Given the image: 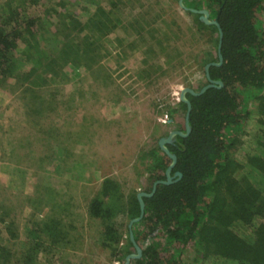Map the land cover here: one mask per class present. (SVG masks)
<instances>
[{
	"label": "rangeland",
	"instance_id": "374dc122",
	"mask_svg": "<svg viewBox=\"0 0 264 264\" xmlns=\"http://www.w3.org/2000/svg\"><path fill=\"white\" fill-rule=\"evenodd\" d=\"M197 2L204 0H181L186 8ZM195 14L178 0H0V25L18 24L14 65L0 74L5 264H16L32 241H41L34 264H118L100 247L101 226L86 205L102 178L118 182L120 207L128 194L152 189L153 170L145 167L161 152H145L181 126L178 93L205 84L198 56H214L215 33L198 30ZM259 15L264 27V0ZM244 95L248 121L234 126L227 152L234 157L240 127L264 120V89ZM113 219L122 246L130 219L122 213ZM49 220L61 223L63 239H47ZM138 221L130 230L143 229ZM165 238L163 252L173 250L182 264H210L199 248Z\"/></svg>",
	"mask_w": 264,
	"mask_h": 264
},
{
	"label": "trees",
	"instance_id": "16d2710c",
	"mask_svg": "<svg viewBox=\"0 0 264 264\" xmlns=\"http://www.w3.org/2000/svg\"><path fill=\"white\" fill-rule=\"evenodd\" d=\"M196 4L195 9L204 8L209 18H216L221 30V62L207 68L209 78L219 80L221 86H209L199 94L185 93L190 104L189 131L185 136L175 135L172 143L166 144L176 158L170 174L177 171L180 176H173L168 184H155L149 196H142L143 214L137 223H142L143 229L135 231V226H131L141 254L129 264H182L173 250L163 252L166 251L160 243L163 235L166 242L189 243L199 248L210 264H264L263 118L252 119L247 130L240 127L237 134L242 136L237 138L236 156H233L234 150L227 153L228 147H233L234 126L248 121L247 112L242 110L244 93L264 89V27L259 22L263 0H204ZM197 17L195 14L198 30L206 28L215 33L213 58L204 60L198 56L204 74V65L218 60V32L214 25L204 24ZM31 21L25 19V30L40 43L41 39L29 29ZM7 23L0 25V74L14 65L11 59L18 24L7 26ZM203 78L206 83V77ZM200 87L189 88L197 92ZM178 103L185 110V103ZM262 107H258L260 112ZM168 115L170 119V112ZM172 130L183 131V122ZM156 150H160L157 143L145 154ZM160 152L151 157L153 161L149 158L154 166L145 167L153 170V183L164 180L163 171L170 161ZM118 185L112 178H102L97 193L88 200L86 214L99 220L100 247L106 248L121 264L125 255L133 251V245L127 227L125 244L119 245L122 233L113 217L122 213L132 219L138 216L139 205L136 193H130L126 204L120 207ZM150 191L151 188L146 193ZM44 227L51 242L63 239L59 221L49 220ZM40 243L32 241L22 246L16 264H34ZM0 261L5 264L6 255Z\"/></svg>",
	"mask_w": 264,
	"mask_h": 264
},
{
	"label": "water",
	"instance_id": "95a60500",
	"mask_svg": "<svg viewBox=\"0 0 264 264\" xmlns=\"http://www.w3.org/2000/svg\"><path fill=\"white\" fill-rule=\"evenodd\" d=\"M178 4L180 7L184 8V9H188L191 12L194 13H198V19L203 22L204 24H212L216 27L217 32H218V41H217V45H216V53H217V61L216 62H209L206 63L204 65V76L206 77L207 82L200 87V89L197 92H193L190 88L188 87H183L180 89L179 93H178V100L182 101L185 103V110H184V115H183V126H184V130H171L169 131L165 136L159 137L157 140V145L159 147V149L166 155L168 156V158L170 159V161L168 162L167 166L164 169V180H157L153 183L152 185V189L149 193H146L144 191H139L136 193V198L138 201V205H139V214L138 216L132 218L129 220V223L127 225V229H128V238L131 241L132 245H133V251L126 254L124 257V260L121 264H129V261L131 259L134 258H139L141 251H140V247L134 242L133 240V236H132V232L130 230V224L138 221L142 214H143V208H144V204L142 201V196H149L153 190H154V186L157 183H170L172 180L173 176H177V178L180 176V173L175 171L172 174H170V171L172 169V167L174 166L175 163V155L172 154L171 152L168 151L166 144H170L172 143L174 136L175 135H181V136H185L188 131H189V125H188V115H189V111H190V104L188 102V100L185 97V93L186 92H190V93H194V94H199L201 92H203L207 87L209 86H216V87H220L221 86V82L219 80H213L210 79L208 76V71L207 68L210 64H214V65H218L221 62V55L219 53V48H220V41H221V30L220 27L218 25V22L216 20L215 17L213 18H209L208 17V11L204 8H200V9H194V8H186L185 6H183V4L181 3V0H178Z\"/></svg>",
	"mask_w": 264,
	"mask_h": 264
},
{
	"label": "crops",
	"instance_id": "0c3cea01",
	"mask_svg": "<svg viewBox=\"0 0 264 264\" xmlns=\"http://www.w3.org/2000/svg\"><path fill=\"white\" fill-rule=\"evenodd\" d=\"M259 22L261 23V19L259 18ZM261 27V26H260Z\"/></svg>",
	"mask_w": 264,
	"mask_h": 264
},
{
	"label": "built area",
	"instance_id": "2783aa9c",
	"mask_svg": "<svg viewBox=\"0 0 264 264\" xmlns=\"http://www.w3.org/2000/svg\"><path fill=\"white\" fill-rule=\"evenodd\" d=\"M165 117V116H164Z\"/></svg>",
	"mask_w": 264,
	"mask_h": 264
},
{
	"label": "clouds",
	"instance_id": "9594fccd",
	"mask_svg": "<svg viewBox=\"0 0 264 264\" xmlns=\"http://www.w3.org/2000/svg\"><path fill=\"white\" fill-rule=\"evenodd\" d=\"M179 101V100H178Z\"/></svg>",
	"mask_w": 264,
	"mask_h": 264
}]
</instances>
